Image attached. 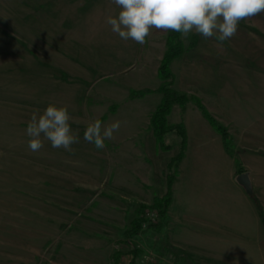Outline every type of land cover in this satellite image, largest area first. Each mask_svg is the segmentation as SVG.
<instances>
[{"label": "rangeland", "instance_id": "obj_1", "mask_svg": "<svg viewBox=\"0 0 264 264\" xmlns=\"http://www.w3.org/2000/svg\"><path fill=\"white\" fill-rule=\"evenodd\" d=\"M45 1L54 5L47 12L35 2L0 0V264H264L254 200L264 212V178H252L263 189L251 197L235 181L264 158V13L241 21L222 48L195 32L183 38L185 53L170 66L174 89L212 112L232 155L194 104L173 109L169 122L183 121L185 153L188 135L205 137L212 149L196 152L197 165L185 163L182 176L208 169L215 181L196 183L192 199L173 194L175 182L165 223L149 211L143 232L127 242L137 208L165 193L167 164L175 166L180 149L171 132L158 150L149 128L167 32L154 29L143 45L124 41L106 24L119 11L110 0ZM221 94L233 112L220 110ZM50 103L73 117L79 143L72 151L46 139L38 152L28 148L30 114ZM95 119L122 122L104 149L83 138ZM206 227L215 240L202 236Z\"/></svg>", "mask_w": 264, "mask_h": 264}, {"label": "clouds", "instance_id": "obj_2", "mask_svg": "<svg viewBox=\"0 0 264 264\" xmlns=\"http://www.w3.org/2000/svg\"><path fill=\"white\" fill-rule=\"evenodd\" d=\"M118 8V14L109 15L106 24L124 41L137 44L147 43V38L157 31H174L187 38L192 32L204 39L215 38L218 47L235 37L241 21L264 13V0H110ZM67 106L49 104L43 110L37 108L30 114L26 135L28 148L38 152L44 147V140L52 148L72 151V145L79 143L74 133ZM116 120L103 126L100 119L86 122L83 138L97 149L106 147L105 140L113 139L121 127ZM43 136V139H42Z\"/></svg>", "mask_w": 264, "mask_h": 264}, {"label": "trees", "instance_id": "obj_3", "mask_svg": "<svg viewBox=\"0 0 264 264\" xmlns=\"http://www.w3.org/2000/svg\"><path fill=\"white\" fill-rule=\"evenodd\" d=\"M27 1L35 2L36 5H38V11L47 12L51 10L54 6L53 2L51 1ZM87 7H89V5ZM196 44V36L192 35L190 47H194ZM184 53L185 47L181 34L174 31H168L165 38V52L160 61L157 73L159 84L156 92L160 95V100L158 106L156 107V110L153 112L150 118L149 128L152 132L155 145L158 150H166L167 146L165 144V138L171 132H175L180 138V149L179 154L177 155V159L175 161V166L172 165L171 161L167 164L165 193L160 197H155L152 205L139 206L137 208L135 215L136 217L131 220L129 228L125 231L124 236L128 239L127 242H130V239L137 237L141 232H143L142 226L147 223V212L151 211L153 213H156L160 220V224L163 225L165 223L166 214L172 202V187L173 184L176 182V178L178 176V167L181 160L183 159L186 148V130L183 121H180L176 124L169 122V116L172 113L173 109L178 108L181 111L184 110L189 103L194 104L199 110L200 114L203 116V118L208 122L210 127L218 135H220L222 145L226 153L228 155H232V142L229 138L230 136H228L226 133V129L213 119V117L207 110H205V108L202 106L198 99H196L192 95H187L174 89L175 76L172 73L170 66L176 59L183 56ZM242 172L243 169L240 167L237 171V174H240ZM259 212L262 219L261 221L264 225L263 213L260 209ZM148 229H150L149 226ZM128 264L135 263L134 261H131Z\"/></svg>", "mask_w": 264, "mask_h": 264}, {"label": "crops", "instance_id": "obj_4", "mask_svg": "<svg viewBox=\"0 0 264 264\" xmlns=\"http://www.w3.org/2000/svg\"><path fill=\"white\" fill-rule=\"evenodd\" d=\"M182 57V56H181ZM180 58V57H179ZM178 58V59H179ZM177 60V59H176ZM175 60V61H176ZM223 92V91H222ZM217 97L220 98V100H222V108L220 109L223 112H233L234 107L230 104L232 103V99L230 96H227L226 94H221L218 95ZM209 111V110H208ZM211 112V111H209ZM212 114V112H211ZM188 132V131H187ZM197 136V135H196ZM188 140H187V149H186V153H185V157L183 158L180 166H179V171H178V179L173 187V194L176 193L177 191H183L184 196L189 197L190 199H192L193 193L195 192L196 188V183H202L204 185V187L208 186L206 185L207 183L213 182L215 181V176L213 175V173H209L210 171L208 169H206V171L199 173L197 169H193V171L191 172L190 175H186V176H182V167L185 163H192V162H196L195 166L198 163V159L196 157L197 153L196 152H211V145L208 143V141L206 139H204L203 137H199L197 136L195 139L192 137H189L188 135ZM207 142H206V141ZM222 147V144H221ZM223 150V148H222ZM191 152H195V155L191 154ZM224 152V151H223ZM257 155H262L260 153H258ZM264 155V154H263ZM262 155V156H263ZM220 157L223 161V159L225 160V158L223 157L222 153H220ZM190 159V160H189ZM198 160V161H197ZM205 164H209V160H206L204 162ZM241 163V161H240ZM251 165L253 166L251 170H247L246 172L249 173V178L251 181V185L253 187V194L256 195V191L260 190L262 192V189L264 188L262 185L259 186L257 185V188L254 186V182L252 180V178H264V158H259V159H252ZM196 168V167H195ZM229 174V171H228ZM182 178L185 179L184 182L182 181ZM229 178H234V176L232 175V173L229 174ZM181 185L183 188H181ZM263 187V188H262ZM258 189V190H257ZM204 193V192H203ZM257 197V196H256ZM256 201V209H257V215L258 218L260 219V214H258L259 212V208L261 209L262 213L264 214L261 204L259 203L258 199H254ZM172 201H173V197H172ZM172 206V203L170 205V208ZM169 208V209H170ZM203 232H205V235H202L203 237H205L207 240H215V235L213 233V231L206 227L205 229H202ZM179 235V233H178Z\"/></svg>", "mask_w": 264, "mask_h": 264}, {"label": "water", "instance_id": "obj_5", "mask_svg": "<svg viewBox=\"0 0 264 264\" xmlns=\"http://www.w3.org/2000/svg\"><path fill=\"white\" fill-rule=\"evenodd\" d=\"M235 181L244 190L246 195L250 197L253 195L251 181L247 172L238 175Z\"/></svg>", "mask_w": 264, "mask_h": 264}]
</instances>
